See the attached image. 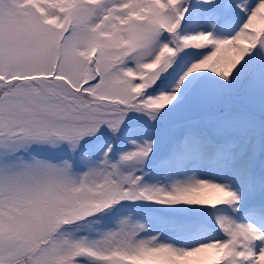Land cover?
<instances>
[{
    "label": "snow or ice",
    "instance_id": "6c2138e0",
    "mask_svg": "<svg viewBox=\"0 0 264 264\" xmlns=\"http://www.w3.org/2000/svg\"><path fill=\"white\" fill-rule=\"evenodd\" d=\"M0 264H264V0H0Z\"/></svg>",
    "mask_w": 264,
    "mask_h": 264
}]
</instances>
